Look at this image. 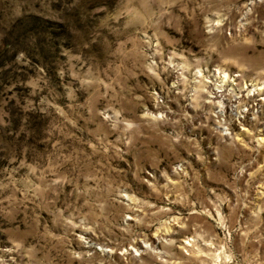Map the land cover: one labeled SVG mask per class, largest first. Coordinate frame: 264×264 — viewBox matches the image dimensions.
<instances>
[{"label":"rangeland","instance_id":"obj_1","mask_svg":"<svg viewBox=\"0 0 264 264\" xmlns=\"http://www.w3.org/2000/svg\"><path fill=\"white\" fill-rule=\"evenodd\" d=\"M0 264H264V0H0Z\"/></svg>","mask_w":264,"mask_h":264},{"label":"bare ground","instance_id":"obj_2","mask_svg":"<svg viewBox=\"0 0 264 264\" xmlns=\"http://www.w3.org/2000/svg\"><path fill=\"white\" fill-rule=\"evenodd\" d=\"M251 94V93H250ZM246 95V94H245ZM249 95V94H248ZM244 100V99H243Z\"/></svg>","mask_w":264,"mask_h":264}]
</instances>
